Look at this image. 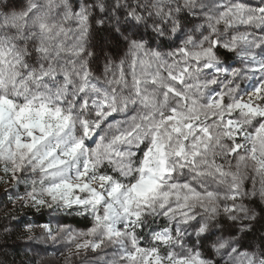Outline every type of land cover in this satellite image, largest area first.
Returning a JSON list of instances; mask_svg holds the SVG:
<instances>
[{
  "label": "snow or ice",
  "instance_id": "1",
  "mask_svg": "<svg viewBox=\"0 0 264 264\" xmlns=\"http://www.w3.org/2000/svg\"><path fill=\"white\" fill-rule=\"evenodd\" d=\"M199 3L148 10L149 22L166 15L161 31L177 34L167 52L163 41L145 44L146 13L132 0H27L0 13V182L14 185L13 203L48 209L46 222L24 227L63 244L66 264H264V0ZM186 27L197 41L179 42ZM52 97L74 103L53 108ZM77 111L84 138L62 146ZM106 124L110 139L81 159ZM132 144L141 148L132 182L97 175L93 157L122 160L118 146ZM54 205L79 209L90 226L64 223ZM157 211L166 223L142 242ZM192 226L199 247L181 236Z\"/></svg>",
  "mask_w": 264,
  "mask_h": 264
},
{
  "label": "clouds",
  "instance_id": "2",
  "mask_svg": "<svg viewBox=\"0 0 264 264\" xmlns=\"http://www.w3.org/2000/svg\"><path fill=\"white\" fill-rule=\"evenodd\" d=\"M158 2V0H132L133 4H138L140 5V7L145 11L146 15H145V21L147 23V27L143 28L142 30V35L144 36V42L145 44L150 43L151 41H155V45L156 46H160L162 41L164 43V47H163V51L167 52L169 51V47L168 45L174 43L177 41V34L175 32H162V28L164 27V25L162 23H157V19L159 20H163L166 22L167 17L162 16V17H153L151 22L148 21V10L152 9L153 5H155ZM120 3H125V0H120ZM164 3L166 5H171L173 8H175L177 5L182 3V0H164ZM206 3V0H200V3L198 4V7L200 6H204V4ZM199 14L198 13H193V12H189L188 15V21H192L189 19V17H196L198 18ZM112 23L114 22H110L109 26H112ZM155 24V29L153 27V25ZM171 26L169 25V28ZM195 27V26H193ZM193 27H186L185 28V33H187L188 35L185 36V33H180V40L179 42L181 44L184 43V39L186 38H191L193 41H197V37L200 35L199 30L197 31H193ZM202 39V37H201ZM105 55H108L107 52H105ZM101 61L103 62V58H101ZM223 63V58L222 61ZM223 68L220 69H215L214 72L212 73H208L207 76L209 78L211 77H215L217 72H222ZM220 79H222V76L219 77ZM210 93L215 94L212 92L211 89L208 90ZM16 102L18 104H24L26 103V99L25 96L21 95L20 97L16 98ZM49 104L51 105V107L56 108V107H63L65 109V111L68 110L69 105L74 103V99L69 100L68 98H65V100L63 101H58L57 98L52 97L51 99H49ZM40 103L39 100L36 101V105L38 106ZM75 120L76 125L73 129H70L66 134H64L62 137L59 138L61 145H66L74 140H78L83 137V133H82V129L80 128L79 125V119H80V114L77 111L75 113ZM99 132V135H96V133ZM39 134V133H37ZM112 129L110 127V124H106L104 126L103 129H93V136L96 137V140L93 142L92 145H90V147L85 148V150L81 153L80 158L87 160L90 157V154L92 152L93 149H95L96 144L100 142V138L103 137L105 140L110 139L111 135H112ZM93 136H89L86 139L88 141H92ZM57 140L54 138L52 141L49 142V147H51L52 145L56 144ZM117 151L119 152H123V153H128V155L120 160L117 159L116 157H112V162L110 163L109 160L103 156H97V157H93L96 160V168L95 171L97 173V175H101V174H107L110 176L115 177L116 179L120 180L121 183H130L133 180V177L135 176L136 173V168L138 167L137 165V159L140 156V151L141 148L139 145L136 144H132V145H122V146H118ZM73 167H75V165H73ZM109 170L111 171V174H109ZM31 174V170L29 169L25 175L28 176ZM59 173H53L50 174V178H54L59 176ZM177 180L180 179L179 173L176 177ZM12 187H14V185H12ZM18 204H20L18 202ZM28 210H32L27 208ZM44 213L48 212V209H44L43 210ZM80 210L79 209H66L63 207H57V206H53L52 208V212L51 215L53 216H57L60 218L63 217H74V216H79V217H83V215L79 214ZM36 213H40V212H36ZM197 216L203 217V213L198 212ZM155 217H163L162 215H160L159 211H157V213L155 215L150 216V218H155ZM164 218V217H163ZM217 220H219V218H216ZM149 223V221H145V225H147ZM211 223V222H209ZM171 226V225H170ZM222 227H224L223 224L221 223H215L214 228H212V231H218L220 230ZM184 231L187 233V235H184V233H181V236L183 237V240H188V236H191L194 238V240H196V245L197 247L200 245V241L197 240L196 236L193 235V233L196 231L195 227H185ZM29 240H33L35 239L37 243H48V242H52L51 240H45L43 235H41L39 238L34 237L32 235L28 236ZM53 243V242H52ZM185 247H188V244L185 245ZM217 258L219 259V257L217 256ZM37 264H39V261H37Z\"/></svg>",
  "mask_w": 264,
  "mask_h": 264
},
{
  "label": "rangeland",
  "instance_id": "3",
  "mask_svg": "<svg viewBox=\"0 0 264 264\" xmlns=\"http://www.w3.org/2000/svg\"><path fill=\"white\" fill-rule=\"evenodd\" d=\"M11 3L12 8L8 11H20L27 4V0H0V13L5 11L7 5ZM190 20H196V17H189ZM102 42L101 38H98ZM171 50V49H168ZM103 62L94 65V69L102 71ZM96 137L92 141H88L92 145ZM4 174L0 172V176ZM12 183L0 182V264H66L68 259L67 249L61 243H37L35 239L29 240L28 236L32 235L39 238L42 235L41 229L35 228L30 233L24 227L25 222H39L40 218L48 220L45 213H36L34 210L22 208L20 204L13 203L8 199V196L13 193ZM21 194L24 191V186L21 185L16 189ZM259 203V202H257ZM72 217L61 218L67 224V220ZM91 219V217L89 216ZM164 219L163 217H157ZM69 225V224H68ZM78 230H84L70 225ZM191 237L188 240V246H192ZM199 247V246H198ZM252 250H255V246ZM94 256V254H93ZM84 257L72 256L70 264H81ZM210 258L218 260L214 253H211Z\"/></svg>",
  "mask_w": 264,
  "mask_h": 264
},
{
  "label": "trees",
  "instance_id": "4",
  "mask_svg": "<svg viewBox=\"0 0 264 264\" xmlns=\"http://www.w3.org/2000/svg\"><path fill=\"white\" fill-rule=\"evenodd\" d=\"M109 174H111V171L109 170ZM257 211H261V207L259 203L255 205ZM90 218H85V217H79V216H74L70 220H67V224L75 226L77 228L81 229H86L87 227L90 226ZM149 223L147 225H143L139 231L142 233V242L146 240L149 236V234L152 231H157L160 230L166 223L164 219L160 218H148ZM40 223L46 222L45 218H40L39 219ZM256 240L254 241V245H258L259 243V236L260 232L258 231L256 234ZM251 238V237H250ZM213 259V258H212Z\"/></svg>",
  "mask_w": 264,
  "mask_h": 264
}]
</instances>
